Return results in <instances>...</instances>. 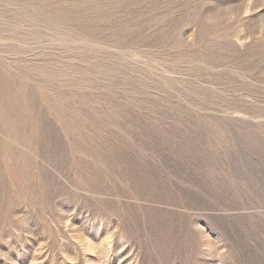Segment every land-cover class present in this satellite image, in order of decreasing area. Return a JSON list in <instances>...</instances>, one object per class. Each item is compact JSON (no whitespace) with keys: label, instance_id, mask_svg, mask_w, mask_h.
Here are the masks:
<instances>
[{"label":"rangeland","instance_id":"1","mask_svg":"<svg viewBox=\"0 0 264 264\" xmlns=\"http://www.w3.org/2000/svg\"><path fill=\"white\" fill-rule=\"evenodd\" d=\"M0 264H264V0H0Z\"/></svg>","mask_w":264,"mask_h":264}]
</instances>
